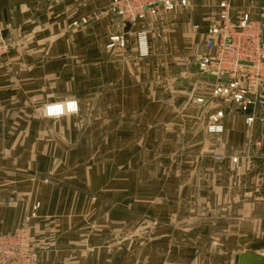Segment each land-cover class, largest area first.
<instances>
[{
    "label": "crops",
    "instance_id": "1",
    "mask_svg": "<svg viewBox=\"0 0 264 264\" xmlns=\"http://www.w3.org/2000/svg\"><path fill=\"white\" fill-rule=\"evenodd\" d=\"M180 1L174 0L172 11L159 10L157 15L122 29L118 19L108 15L86 27H72L81 17L105 10L110 0H0V31L9 45L0 65V235L19 228L42 234L45 219L57 217L56 224L61 229L57 242L67 246L39 253L38 264H121V249L107 263L106 251L96 248L93 236L104 238L106 231L102 232L101 224L107 227L110 223L114 236H119L123 224L139 218L158 223L149 234V249L142 252L150 264H178L185 253H199L200 246L192 239L208 234L216 238L215 247L221 241L220 247L235 254L231 264L245 252L264 256L262 109L255 106L242 114L228 97H212L205 92L206 81L197 68L196 75L193 74L192 64L196 63L195 58L198 62L207 55L205 35L218 22L219 0H184L185 5ZM263 8L264 0H233L230 16L235 19L238 13H247L258 19ZM149 23L160 26L157 38L150 36ZM120 33L127 40L122 50L117 45L110 46L109 40L111 35ZM160 46L166 52L167 68L163 70V65L156 67L157 58H148L151 53L152 57L160 56ZM181 46L189 52H179ZM95 52L99 69L97 89L96 84L90 88L89 67L84 70L83 65L75 64L89 63ZM91 91L120 97L108 106L114 111L109 118L116 141H134L133 131L146 129L138 134L143 144L139 149L146 150V158L152 155L155 160L153 170L145 168L146 178L138 180L133 173L139 168L132 170L128 162H118L115 170L119 177L113 183L104 180L92 185L88 178L84 182L83 171L81 183L71 181L75 166L70 144L82 138L90 120L80 117L79 110L65 113L64 104L75 102L78 106L76 93ZM183 93L189 101L174 99ZM127 95L132 107L124 101L129 98ZM207 96L210 116L222 115L215 123L196 117ZM256 96L264 99V87ZM198 99L203 103H198ZM55 105L63 107L62 115L47 117L45 107ZM132 108L145 110L148 118L144 127L140 125L144 120L135 118L137 124L131 132L124 133L122 130L127 129L122 127L127 117L122 110ZM252 113L255 119L247 124L246 116ZM104 123L105 119L100 117L98 125L103 128ZM119 146L118 151L114 150L115 156L135 158L138 148L127 149L122 143ZM147 146L152 148L148 151ZM212 155L237 159L236 163L228 160L218 164L210 159ZM58 158L62 160L58 162ZM207 170L214 174L210 183L203 178ZM59 172L64 173L60 186L55 183ZM224 175L226 187L220 183ZM110 183L114 209L106 211L105 205L98 204L96 219L86 218L100 224L98 232L86 233L82 215L97 206L96 199L90 198L87 191H111L107 186ZM207 185L216 191L214 197L205 192ZM72 188L80 192L72 193ZM221 195L226 206L224 218L214 216L210 225H205L202 219L191 216L196 213L192 210L200 209L201 202L211 199L216 200L218 211ZM187 199H197L199 203L191 206L187 202L184 208L183 201ZM170 200L169 207L166 203ZM181 225L183 228L179 229ZM86 235H90L88 242L79 241ZM80 244L85 245L74 250Z\"/></svg>",
    "mask_w": 264,
    "mask_h": 264
},
{
    "label": "rangeland",
    "instance_id": "2",
    "mask_svg": "<svg viewBox=\"0 0 264 264\" xmlns=\"http://www.w3.org/2000/svg\"><path fill=\"white\" fill-rule=\"evenodd\" d=\"M106 9V8H105ZM158 12H156V14L152 15L155 16L157 15ZM105 17V16H101ZM159 17V16H158ZM116 18V17H115ZM118 19V18H116ZM146 19V18H145ZM144 19V20H145ZM175 20V18H173ZM119 21V19H118ZM120 22V21H119ZM120 27L123 29L126 25V23H124V25L122 26L121 23H119ZM149 25H151L150 27H153V31L150 29V27L148 26V30H150V36L151 34L156 36L157 33L159 32V27H157L156 25H152L149 23ZM178 26V24L176 25ZM208 31V30H207ZM177 32V31H176ZM146 33V34H145ZM143 33L144 35V39H146L147 37V31ZM207 33V32H206ZM120 34H114L111 35L109 38H114V37H119L122 38L121 42L118 40L116 42H114V45H117L120 50L125 49L126 48V39L125 36ZM158 36H156L157 38ZM126 40V41H125ZM5 46H6V53L8 52V48L9 45L5 42ZM134 46V45H133ZM159 48V47H158ZM205 48V47H204ZM159 49H162V53L160 54V56H153L152 57V53L149 55V59H153L155 61V58H157L158 62V66H156L157 68L160 65L162 66V70L164 68H167L165 65H167L165 58H164V47L160 46ZM206 50V49H205ZM189 52V49L187 47H185V49L181 47H179V52ZM5 53V54H6ZM4 57V56H3ZM97 57L98 55L92 54L89 59H91V61L89 63L86 62H75V64L77 65H83L84 66V70L86 67H89V75H90V88L93 87V85L96 84V89L98 86V78H97V74H98V61H97ZM147 58V59H148ZM196 59V58H195ZM194 59V62L192 66H193V74H195L196 68H199V61L197 62ZM193 62V61H191ZM2 63V59L0 62V65ZM155 69V66H154ZM186 71V70H185ZM111 73H113V71H109ZM198 74L201 75L202 77H208L210 75L207 74H202L199 69H198ZM91 75H94L95 77H91ZM196 75V74H195ZM212 77V76H211ZM214 78V77H213ZM215 80V79H214ZM213 80V81H214ZM184 81H188L186 78ZM206 81V90L205 92L210 93V95L212 96V93L209 91V87H208V83L209 82H213L212 80H205ZM260 87H264V84H261L258 86V88L256 89L255 93L257 91H260ZM78 99H76L78 101V106L77 109L73 112L70 113H77L79 110V115L80 117H82L84 120H90V122L88 124H90L89 128L88 125H85V134L82 136V138H80V140H82V142L79 141H73L70 144V148H72L73 150V163L75 166V170L73 171V176L72 174L69 175V178L67 180L70 181V178L72 176L71 181L74 182V184H76V182H80L81 183V174L80 172H84V178L82 181L87 182V178L88 181L90 182V184L94 185V184H99L104 182V180L113 183L115 177H119L118 175V171L115 170V164H117L118 162H122L124 164H126V162L129 163V165H132V170L134 169H138V171H134L133 175H137L138 180L139 179H143L146 178V173L147 170L145 168H151L153 170L154 164L152 163L153 161H155L152 158V155L148 158H146V155L144 153H146V150H140V147H143V144L140 142L139 138L140 135L145 132L146 129L144 130H139L133 131V135L136 140L134 141H128L129 138L126 141H122V146L123 147H127V149H137V153L136 156L133 160L130 159V157H117L114 155V150H119L121 143H119V141H116L117 135L113 136V124H112V120L109 117H112V115H114V111L111 110L110 108H108V106H112V104L115 101H118L120 97L118 96H112L109 94H98V92H89V93H76L75 95ZM180 96V97H179ZM175 95L174 99H182L184 101H189L190 98L188 95H186V93H183L181 95ZM127 97H129L127 95ZM213 97V96H212ZM194 98V97H193ZM199 98V97H198ZM207 99L203 98L204 100V105L202 106L203 108L201 109V111L199 113H197L196 117H200V118H207L208 122L211 123H215L218 119L222 118V115L220 113V115L218 113L211 115L209 114V103H210V99H208V96L206 97ZM197 99V98H195ZM201 100L200 104L203 103L202 99H198ZM125 103L130 104V97L126 100H124ZM198 102V101H197ZM70 102H67L64 104V106L66 104H68ZM75 103V102H74ZM76 104V103H75ZM105 105V107H103ZM234 106L236 107V105L234 104ZM132 107V105H131ZM237 108V107H236ZM125 114V116L127 117V119L125 120V124L124 127L122 128H126L127 132L123 131L124 133H129L131 132V128L135 125V118L137 119H143L144 121L140 122V125L142 127L145 126L146 124V119L148 118L145 115V110L140 111L137 110L136 108H132V109H126V110H122ZM65 113H68L64 110ZM119 111H117L118 114ZM240 112V111H239ZM69 114V113H68ZM243 114V113H242ZM103 118L105 119V125L103 126V128H101L98 125V119L99 118ZM212 117H216V120L214 121ZM111 120V121H110ZM137 124V122H136ZM139 124V123H138ZM123 126V124H122ZM76 129V127L74 128ZM141 129V128H138ZM210 129V128H209ZM104 130V133H102V131ZM45 132V131H43ZM140 134V135H138ZM94 135V136H93ZM102 136H105L106 138H103ZM106 140V141H105ZM138 140V141H137ZM257 145V144H256ZM255 145V146H256ZM136 146V147H135ZM147 150L149 151V148H152L151 146H147L146 147ZM99 152V154L97 155V153ZM151 153V152H149ZM139 155V156H138ZM79 156V157H78ZM102 156V157H99ZM212 161H214V163H218V164H224L226 163L228 160H230L233 163V160L235 159H226V158H221L219 156H214L212 155V158H210ZM60 160H62L61 158H58L57 161L59 162ZM161 161V159H160ZM125 162V163H124ZM127 163V164H128ZM236 163V162H235ZM83 166V167H82ZM81 167L83 169H81ZM80 169V171L78 170ZM116 171V173H115ZM139 172V173H138ZM141 172V173H140ZM42 177H45V175H41ZM63 176L64 173L63 172H59L56 176L55 179H57L55 181V183H58V186H60L59 184L61 183V181L63 182ZM122 179L125 178V176H121ZM137 177H135L133 180L136 182L137 181ZM214 174L212 171L207 170V172H205V175H203L204 181L206 182H211V180L213 179ZM131 179V177H129L127 180L129 181ZM226 175L223 176V179L221 180V185L223 187H226ZM205 182V183H206ZM108 184L107 186L109 188H111L110 190H90L87 191L88 195H90L89 197L92 199H96L95 203H96V207L92 210H90V212L86 215H82L83 218V224L86 230V233H92V235H94L93 233H97L98 229H96L97 227L100 226V224H98L97 222L94 223L95 221H87L86 218L88 220H90V217L95 218L98 215V210H99V205H105V207L107 208V210H113L114 209V195H113V189H112V184ZM84 185V184H83ZM205 188H207V191H205L206 193L212 194L214 197L216 194V191L214 189H212L213 187L211 186H206ZM225 189V188H224ZM74 192H80L79 190H77V188H72V193ZM197 194H199V192H197ZM223 196V195H221ZM99 198V200H98ZM222 204L220 205V208L218 209V211H216L215 209V204H216V200L215 199H211L210 202L204 203L201 202V206L200 209L199 207L195 208V210L192 211H196V213L194 215H191L192 217H195L197 219H202L205 225H210V218H213L214 216H222V218H224L225 213H226V206H225V200H224V196L222 198H220ZM168 202V201H167ZM191 203V206L193 205H197L199 202L197 199H193V200H185L183 201V205L184 208L186 206V204ZM169 207L172 204V201L170 200L168 203H166ZM181 204V202L179 203ZM37 208V205L36 207ZM183 208V209H184ZM122 209H125L124 207H122ZM170 214L173 213L171 212V208L169 210ZM180 213H182V209H180ZM184 213V210H183ZM96 219V218H95ZM58 218L57 217H49V219H45V222L43 224V227L40 229L43 233L40 234L41 232L39 231H35L33 230V232L31 233L32 239L36 245V247L39 249V253L49 250L51 248H58V247H66L67 245L64 244L63 242L59 243L57 242L58 238L60 237V230L57 226V222H58ZM157 222H153V221H149L147 219H137V221H132V222H126V224H123L122 226V231L120 232L119 236H114L113 232H115V229L113 228V223L108 224L109 226H103V224H101V230L106 231L105 232V237L104 238H94V243L96 244V248H101L104 251H106V255L109 258V260H107V263H111L113 257L115 256L114 252L119 249H121L120 252H122L120 259L118 256V261H121V264H150L145 257V254H143L142 252H147V250L149 248L148 245L151 243V237L149 234H151V230L154 229L157 226ZM79 225L82 226V224L80 223ZM176 225V224H175ZM60 227H61V222H60ZM112 227V228H111ZM178 227V226H177ZM183 226L181 225L179 227V229H182ZM217 229H215L214 231L216 232ZM221 228H219L217 230L220 231ZM117 232V230H116ZM214 232V233H215ZM85 233V234H86ZM222 234H224L222 232ZM88 235V234H87ZM85 236L84 238H79V241L82 242H88L90 240L89 236ZM204 236H205V232H204ZM212 236V234H208L205 237H201L200 238H195L192 239L194 242H196L200 248H199V253H196L195 255H191V254H184L183 260L179 261L178 264H231V262H233L234 256L235 254H231L226 252V250L224 249V247H220L219 244H221V241L218 243V247H215V239L216 238H212L210 237ZM89 238V239H88ZM182 240V239H181ZM191 240V239H190ZM219 240V239H218ZM98 241V242H97ZM181 242V241H180ZM85 244H80V245H76L74 248V250L80 249L82 247H84ZM147 248V249H146ZM73 250V247H72ZM119 253V252H118ZM238 256V255H237Z\"/></svg>",
    "mask_w": 264,
    "mask_h": 264
},
{
    "label": "built area",
    "instance_id": "3",
    "mask_svg": "<svg viewBox=\"0 0 264 264\" xmlns=\"http://www.w3.org/2000/svg\"><path fill=\"white\" fill-rule=\"evenodd\" d=\"M232 1H218V22L205 35L207 55L199 61L198 69L202 74L214 77L215 80L208 83L213 97H228L243 114L250 107L259 106L264 117V99L255 93L258 86L264 84V8L258 19H252L247 13H238L232 19ZM180 4L185 5V1L181 0ZM174 6V0H110L105 10L93 11L81 17L72 23V27H86L107 15L118 18L122 26L124 23L133 25L159 10L172 11ZM119 37L109 38L110 46L118 40L121 42L122 38ZM6 51L0 31V62ZM70 104L64 106L68 113L77 109L75 103L72 104L74 108H69ZM212 118L216 120V117ZM254 119L253 113L247 115L246 123L250 124ZM38 263L39 249L26 229L19 228L0 235V264Z\"/></svg>",
    "mask_w": 264,
    "mask_h": 264
},
{
    "label": "water",
    "instance_id": "4",
    "mask_svg": "<svg viewBox=\"0 0 264 264\" xmlns=\"http://www.w3.org/2000/svg\"><path fill=\"white\" fill-rule=\"evenodd\" d=\"M125 27L128 29L130 24L126 23ZM204 79L212 81L214 80V78L211 76L204 77ZM234 264H264V256L252 252H245L235 257Z\"/></svg>",
    "mask_w": 264,
    "mask_h": 264
},
{
    "label": "clouds",
    "instance_id": "5",
    "mask_svg": "<svg viewBox=\"0 0 264 264\" xmlns=\"http://www.w3.org/2000/svg\"><path fill=\"white\" fill-rule=\"evenodd\" d=\"M68 107L74 108V105L70 104ZM44 112L49 118H58L63 113V107L61 105L46 106Z\"/></svg>",
    "mask_w": 264,
    "mask_h": 264
}]
</instances>
